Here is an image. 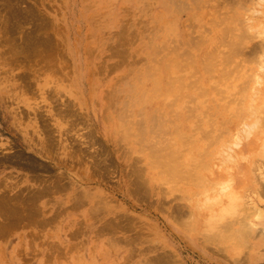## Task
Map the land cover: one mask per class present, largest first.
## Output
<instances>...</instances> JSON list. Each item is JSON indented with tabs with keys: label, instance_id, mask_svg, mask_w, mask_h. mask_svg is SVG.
Listing matches in <instances>:
<instances>
[{
	"label": "rangeland",
	"instance_id": "obj_1",
	"mask_svg": "<svg viewBox=\"0 0 264 264\" xmlns=\"http://www.w3.org/2000/svg\"><path fill=\"white\" fill-rule=\"evenodd\" d=\"M157 2L0 0V264H264V153L253 154L249 162L245 150L234 156L253 139L254 129L264 139V103L258 106L264 97V0H179V11L169 13L174 35L164 32V23L156 16ZM170 3L173 1L164 3L167 10ZM231 35L234 46L228 44ZM239 36L243 40L239 41ZM186 38L210 48L207 52L213 50L219 59H206L214 61L213 70L208 71L209 78H216V85L219 82L215 86L220 107L211 119L202 120L204 124L214 121L216 129L202 140L200 154L209 159L213 171L228 166L237 169V176L229 173L228 186L221 189L208 187L209 178L194 177L192 183L200 181L195 183L197 187L189 180L190 184L185 179L179 181L175 174L151 163L155 152L169 151V142L165 146L164 142L176 129V119L168 116L165 127L146 128L133 103L122 104L126 99L122 86L136 82L149 63L144 50L157 42L152 49L154 59L176 48L184 54ZM210 40L216 44L209 45ZM238 42L247 43L241 46ZM113 106L117 107L111 109ZM235 119L240 126L238 135L229 127ZM206 127L209 131L210 126ZM151 149L158 151L152 153ZM57 176L66 185L34 201L19 204L5 199L19 190L25 193L30 187L41 188ZM4 181L14 187L5 188ZM216 199L219 202L215 203ZM258 210L260 218L256 217Z\"/></svg>",
	"mask_w": 264,
	"mask_h": 264
},
{
	"label": "bare ground",
	"instance_id": "obj_2",
	"mask_svg": "<svg viewBox=\"0 0 264 264\" xmlns=\"http://www.w3.org/2000/svg\"><path fill=\"white\" fill-rule=\"evenodd\" d=\"M168 0H159V2H157L158 3V5H159V8L157 9V11H156V16H157V18L159 19V20H161V21H163V23H164V26H165V29H164V32H166L167 34H172V35H174L175 34V32H176V29L174 28V27H172V25H171V22H172V20H173V17L172 18H169L170 17V15H169V13L170 12H172V13H174L175 12V10H178L179 11V9H177V7H178V4H179V0H172L173 1V5L171 4V8L169 9V10H167V8H166V6L164 5V3H166ZM169 1H171V0H169ZM192 2V1H191ZM214 2V1H213ZM217 2V1H216ZM182 3V2H181ZM199 3V2H198ZM201 3V2H200ZM210 3V2H209ZM215 3V2H214ZM218 3V2H217ZM184 4H185V2H184ZM183 4V5H184ZM206 4H208V3H206ZM201 5V4H200ZM210 5V4H209ZM216 5H219V4H216ZM194 6H196V4L194 5ZM207 6V5H206ZM222 6V5H221ZM228 6V5H227ZM229 6H230V4H229ZM239 6H240V4H239ZM238 6V7H239ZM180 7V6H179ZM184 7H187V6H184ZM208 7H210V6H208ZM218 7V6H217ZM216 7V8H217ZM223 7V6H222ZM183 8V7H182ZM195 8H198L197 6L195 7ZM210 8H214V7H210ZM225 8V7H224ZM229 8V7H228ZM184 9V8H183ZM215 10V9H214ZM214 10H213V12H214ZM183 11V10H182ZM230 11V10H229ZM234 11V10H233ZM180 12H181V10H180ZM216 13H217V11H216ZM224 13V12H223ZM223 13H221V14H223ZM209 15H210V13H208ZM227 15V14H226ZM223 16V15H222ZM211 17V16H210ZM224 17V16H223ZM223 17H221L222 19H224ZM206 18H207V16H206ZM228 18V17H227ZM231 18V17H230ZM188 19H190V18H188ZM187 18L185 19V20H188ZM203 19H204V17H203ZM212 19V18H211ZM210 20V19H209ZM226 20V19H225ZM232 20H233V18H232ZM242 19H240V21H241ZM184 21V20H183ZM214 21H215V19H212L211 21H210V23H214ZM230 21V20H229ZM236 21H238V20H236ZM188 22H190V20H188ZM187 23V22H186ZM231 23H233L232 21H231ZM239 23V22H238ZM237 23V24H238ZM181 24H183V23H181ZM184 24H185V22H184ZM188 24V23H187ZM236 24V23H235ZM189 25V24H188ZM187 25V26H188ZM218 25V24H217ZM216 25V26H217ZM221 25V24H220ZM219 25V26H220ZM223 26H224V24H222ZM186 26V25H185ZM185 26L183 27V28H185ZM191 26V25H190ZM203 26V25H202ZM240 26V25H239ZM160 27H162V26H160ZM241 27V26H240ZM243 27H244V25H243ZM191 28H192V26H191ZM194 28V27H193ZM204 28L205 27H203V30H204ZM223 29H224V31H226L225 30V28L226 29H229V30H231L229 27L227 28V27H222ZM206 29H208V28H206ZM221 29V28H220ZM223 29H221L222 30V32L221 33H223ZM233 30H236V31H238L237 30V28H232ZM239 29H241V31L243 30V28L241 27V28H239ZM161 30V29H160ZM228 30V31H229ZM233 30H231V31H233ZM245 30V29H244ZM191 31V30H190ZM206 31V30H205ZM231 31H229L230 33H231ZM191 32H193V31H191ZM209 32V31H208ZM244 32V31H243ZM242 32V33H243ZM246 32H247V30H246ZM246 32H244V33H246ZM225 33H227V32H225ZM232 34V33H231ZM238 34V33H237ZM237 34H236V36H237ZM241 34V33H240ZM232 35H234V34H232ZM232 35H231V41H232ZM239 35V34H238ZM245 35H247L248 36V34H245ZM245 35H243V36H245ZM167 36V35H166ZM185 36H187L186 35V33H185ZM250 37L252 36V35H249ZM192 36H190L189 38H191ZM195 36H193V38H194ZM234 37V36H233ZM238 37V36H237ZM189 38H186V40H185V45H187L188 46V48L187 49H185L186 50V52L184 51V54L183 53H181V54H179V52H178V48H176V50H174V51H172V52H170V53H165V55H163V58L161 57V58H158V59H154L153 57H152V49H153V47L155 48V46L157 45V42H155V44L153 45V47L151 46V47H147L145 50H144V53L143 54H145L147 57H148V55L150 56V60H149V63L146 65L145 63V67L140 71V73L138 74L137 72H136V74H138L137 75V77H136V79L135 80H137L136 82H134V83H132V84H125V85H123L122 86V90L125 92V94H126V99L123 101V103L122 104H124L123 106H125L126 105V103L127 102H130V104L132 105V103H133V110H135V112H139L140 114H141V121L140 122H143V124L146 126V128H149V127H151V126H155V127H165L166 125H167V119H168V116L169 117H171V118H173V119H176V121H175V126L173 127V128H176L175 130L174 129H172L173 131H172V133H171V135L169 134L168 135V137H167V139H168V141L166 142V140H165V142H164V146H165V143H168L169 142V146H168V148H169V151H167V153L165 152V153H159V149L158 150H152L151 149V151H153L152 153H154V151H158L157 153L158 154H156V152L154 153V157H152L151 155V151H150V156L152 157L151 159H153V158H155L154 160L155 161H151V163H156V164H159L160 166H162V168L161 167H159V168H161L162 170L164 169V171H166V172H168V173H170V174H175L176 175V177L178 178V180L179 179H185L186 181H190L191 182V180L195 177V178H200V179H208L209 178V182H208V187H211V188H215V189H221L222 187H227L228 186V182L230 181V174H232L233 173V175H236L237 176V173H238V171H237V169L236 168H234V170H233V168L232 167H224V168H222L220 171H217V170H211V168H210V164H209V159L207 160V159H204V158H202L201 157V154H200V152L202 151V149H200L201 148V142H202V140H205V139H207V137L209 136V135H212L214 132H215V129H216V123L213 121V122H211L210 124L208 123V124H204V122L202 121L203 119H204V117L206 118V119H211V116L212 115H214L215 116V112H217L219 109V103H218V97H217V88H216V86H218V83L219 82H217V85L215 84V80H216V78H215V80L214 79H212V78H209V76L211 75H209V73H210V70L208 71V69L209 68H211L212 67V63H214V61H207L206 59H211V58H213V56L216 54V53H214V54H212L211 52H213V50L210 52H207L208 51V49H210V48H207V49H204V48H202V43H199L198 41H193V39L191 40V39H189ZM243 38V37H242ZM241 38V39H242ZM245 38V37H244ZM23 39H24V37H23ZM30 39V38H29ZM48 39V38H47ZM168 39V38H167ZM166 39V40H167ZM196 39V38H195ZM234 39H235V37H234ZM238 39H240V36H239V38ZM241 39L239 40V41H241ZM246 39V38H245ZM33 40H35V39H33ZM161 40L162 39H160L159 40V43L161 42ZM199 40H201V38L199 39ZM229 40V39H228ZM243 40V39H242ZM248 40V39H247ZM250 40V39H249ZM32 41V40H31ZM45 41H46V39H45ZM45 41H43L44 42V44H46L45 43ZM150 41H151V39H150ZM178 41H179V39H178ZM177 41V42H178ZM204 41V40H203ZM230 41V40H229ZM229 42L228 44H230V45H233V44H235V43H233V41L232 42ZM234 41H236V40H234ZM34 42V41H33ZM172 42V41H171ZM12 43H14V42H12ZM40 43V42H39ZM50 43H51V41H50ZM148 43V42H147ZM219 43H221V40H220V42ZM222 43H223V41H222ZM233 43V44H232ZM239 44H241V42H238ZM247 43V42H246ZM246 43H244V45L246 44ZM34 44H36V43H34ZM43 44V43H42ZM161 44H162V42H161ZM210 44H213V45H215L216 44V40H210L209 41V45ZM226 43H224L223 44V46L225 45ZM227 44V45H228ZM237 44V43H236ZM21 45V44H20ZM174 45V44H173ZM208 45V46H209ZM243 44H241V46H242ZM243 45V46H244ZM15 46V45H14ZM51 46V45H50ZM49 46V47H50ZM161 46H163V45H161ZM222 46V47H223ZM229 46V45H228ZM234 46V45H233ZM237 46V45H236ZM236 46L234 47V48H236ZM47 47V46H46ZM48 47V48H49ZM232 47V46H231ZM239 47H240V45H239ZM14 48V47H13ZM18 48V47H17ZM17 48H16V50H17ZM36 48V47H35ZM164 48H165V46H164ZM180 48V47H179ZM225 48H226V45H225ZM230 48V47H229ZM228 48V49H229ZM233 48V52H234V49ZM241 48V47H240ZM39 49H42V48H39ZM43 49H45V46H44V48ZM160 49V48H159ZM158 49V50H159ZM162 49H163V47H162ZM173 49H175L174 47H173ZM172 49V50H173ZM184 49V48H183ZM227 49V48H226ZM237 49V48H236ZM20 50H22V49H20ZM158 50H157V54L156 55H159L158 53ZM13 51V50H12ZM30 51V50H29ZM44 51V50H43ZM45 51H47V50H45ZM228 51H230V50H228ZM228 51H225L227 54H229L228 53ZM20 52V51H19ZM22 52V51H21ZM33 52V51H32ZM40 52V51H39ZM52 52V51H51ZM55 52V51H54ZM122 52V51H121ZM239 53V51H236V53ZM15 53V52H14ZM17 53H18V51H17ZM17 53H15L16 55H17ZM22 53H24V52H22ZM26 53V52H25ZM35 53V52H34ZM38 53V52H37ZM46 53V52H45ZM61 53V52H60ZM155 53V52H154ZM221 53H222V49H221ZM230 53H232V52H230ZM41 54V53H40ZM47 54V53H46ZM57 54H59V52L57 53ZM122 54V53H121ZM148 54V55H147ZM235 54V53H234ZM233 53H232V55L231 56H233L234 55ZM13 55V54H12ZM26 56L28 55V54H25ZM223 55V54H222ZM225 55V54H224ZM8 57H9V55H7ZM216 56V55H215ZM214 56V57H215ZM228 56V55H227ZM236 56H237V54H236ZM240 56V55H239ZM169 57H172V58H170L169 59V62L167 61H164V60H166V59H168ZM7 58V57H6ZM52 58V57H51ZM216 58V57H215ZM225 58V57H224ZM223 58V59H224ZM227 58V57H226ZM229 58H230V56H229ZM238 58V57H237ZM246 57H244L242 60H244ZM8 59V58H7ZM54 59H55V56H54ZM221 59V58H220ZM241 59V58H240ZM51 60H53V59H51ZM157 60H159V61H157ZM214 60V59H213ZM216 60H217V58H216ZM219 60V59H218ZM217 60V61H218ZM222 60V59H221ZM228 61L227 62H229V60H231V59H227ZM250 60H252V59H250ZM249 60V61H250ZM254 60V59H253ZM55 61V60H54ZM233 61V60H232ZM239 61V60H238ZM246 62H247V60H245ZM39 62V61H38ZM42 62V61H41ZM46 62V61H45ZM45 62H43V63H45ZM143 62H145V61H143ZM224 62V61H223ZM231 62V61H230ZM244 62V61H243ZM251 62V61H250ZM249 62V63H250ZM216 63L217 62H215V65H216ZM222 63V62H221ZM221 63H219V64H221ZM234 64H236L235 62H233ZM41 64V63H40ZM45 64H47V63H45ZM45 64H44V66H45ZM225 64H229V63H226V61H225ZM231 64V63H230ZM237 64H239L240 65V63H237ZM142 65V64H141ZM140 65V66H141ZM214 65V64H213ZM239 65H237V67L239 66ZM42 66V65H41ZM47 66H50V65H46V68H47ZM224 66V64L222 65V67ZM242 66V65H241ZM216 67H217V65H216ZM232 67H236V65L235 66H232ZM260 67V66H259ZM139 68V67H138ZM213 68V67H212ZM211 68V70H213ZM224 68V67H223ZM230 68V67H229ZM240 69H241V67H239ZM246 68H248L247 66H246ZM39 69V71H40V69L41 68H38ZM218 69V68H217ZM225 69V68H224ZM223 69V70H224ZM235 69V68H234ZM237 69V68H236ZM128 70V69H127ZM219 71L221 70V72H223L222 71V69H218ZM229 70V69H228ZM227 70V71H228ZM232 70H233V68H232ZM129 71V70H128ZM137 71V70H136ZM218 71V72H219ZM236 71V70H235ZM238 71H240V70H238ZM238 71H237V73H238ZM246 71V70H245ZM126 72V71H125ZM212 72V71H211ZM221 72H220V75H221ZM229 73H230V70L228 71ZM227 72V73H228ZM259 72V71H258ZM131 73V72H130ZM129 73V74H130ZM182 73H183V75H182ZM213 73V72H212ZM223 73H226V71L225 72H223ZM222 73V74H223ZM226 73V74H227ZM231 73H232V71H231ZM236 73V72H235ZM127 74V73H126ZM132 74V73H131ZM246 74V73H245ZM228 75V74H227ZM231 75V74H230ZM229 75V76H230ZM228 76V77H229ZM241 76H242V74H241ZM252 76V75H251ZM221 77V76H220ZM223 77H224V75L222 76V79H223ZM227 77V76H226ZM239 77V76H238ZM126 78V77H125ZM132 78H133V76H132ZM225 78V77H224ZM122 79H123V77H122ZM220 78H218V81H220L219 80ZM227 79H229V78H227ZM234 80V79H233ZM235 81V80H234ZM245 81H249V78L248 79H246ZM245 81H243V82H245ZM250 81H252V77H250ZM128 82V81H127ZM231 82V81H230ZM242 82V83H243ZM124 83V82H123ZM122 83V84H123ZM129 83V82H128ZM242 83H241V85H242ZM239 84H240V82H239ZM243 84H245V83H243ZM216 85V86H215ZM222 85L224 86V84L222 83ZM237 86V85H236ZM239 86V85H238ZM247 86V85H246ZM243 87V86H242ZM242 87H240V88H242ZM231 88V87H230ZM236 88V87H235ZM113 89V88H112ZM245 89V88H244ZM236 90V89H235ZM237 90H238V88H237ZM237 90H236V92H237ZM243 90V89H242ZM242 90H238V92H240V93H242L243 91ZM251 90V89H250ZM242 91V92H241ZM224 93V92H223ZM230 93V92H229ZM231 94V93H230ZM237 94H239V93H237ZM220 95V94H219ZM229 95V94H228ZM232 95V94H231ZM106 96H109L108 95V92H107V95ZM106 96L105 97H103V98H106ZM221 96H223V95H220V97ZM226 96V95H225ZM224 96V97H225ZM241 96V95H240ZM255 96V95H254ZM253 96V97H254ZM223 97V98H224ZM244 97H246L245 95H244ZM222 98V97H221ZM232 98V97H231ZM108 99V98H107ZM228 100H229V98H227ZM242 99H243V97L240 99V102L242 101ZM110 100H111V102L113 101L111 98H110ZM220 100V99H219ZM238 100V99H237ZM115 102L117 101V100H114ZM227 101V100H226ZM251 101V100H250ZM119 102V101H118ZM233 102H234V100H233ZM239 102V101H238ZM114 103V102H113ZM227 102H225V104H226ZM229 103V102H228ZM231 103V102H230ZM236 103V102H235ZM252 103V102H251ZM263 103H264V97H262L261 99H260V101H259V103H258V106L259 105H263ZM106 104V103H105ZM115 104V103H114ZM108 105V104H107ZM112 105V104H111ZM130 105V106H131ZM237 105H238V103H236V107H237ZM122 106V105H121ZM228 106V105H227ZM226 106V107H227ZM239 106H241V105H239ZM103 107H104V105H103ZM117 106H113V107H111V109L113 108H116ZM250 107H253V106H251L250 105ZM106 108V107H105ZM120 108V107H119ZM238 108H240V107H238ZM256 108V107H255ZM254 108V109H255ZM125 109V108H124ZM235 109V108H234ZM258 109V108H257ZM239 110H241V109H239ZM243 110V109H242ZM103 111H104V108H103ZM113 111V110H112ZM237 111V110H236ZM251 111V110H250ZM250 111H248V112H250ZM256 111V110H255ZM259 111L260 110H258V113H259ZM116 112V111H115ZM124 112H125V110H124ZM239 112V111H238ZM257 112V111H256ZM261 112V111H260ZM103 113V112H102ZM101 113V114H102ZM108 113V112H107ZM235 113H237V112H235ZM239 113H241V112H239ZM120 114H122L121 112H120ZM128 114H129V112H128ZM169 114V115H168ZM248 114V113H247ZM107 116H109V115H107ZM122 116H124L123 114L121 115V117ZM128 116V115H127ZM130 116V115H129ZM233 116V115H232ZM256 116H257V114H256ZM119 117V116H118ZM126 117V114H125V116L124 117H122V118H125ZM244 117V116H243ZM263 118V117H262ZM103 119H104V117H103ZM106 119V118H105ZM107 119H109V117H107ZM106 119V120H107ZM116 119H118V118H116ZM261 119V118H260ZM105 120V121H106ZM127 120V119H126ZM119 121H120V119H119ZM122 121V120H121ZM208 121V120H207ZM262 121H264V120H262ZM129 122V121H128ZM131 122V121H130ZM172 122V121H171ZM121 123H123V122H121ZM120 123V124H121ZM260 123V122H259ZM118 124V123H117ZM119 124V125H120ZM125 124V123H124ZM129 124H131V123H129ZM264 124V123H263ZM263 124L261 123V125H262V127H263ZM144 125H141V127L142 126H144ZM173 125H174V120H173ZM172 125V126H173ZM210 126L209 128H210V130L208 131L207 130V127L206 126ZM229 127L231 128V130H230V132H234V134H239V129H240V126H239V121L237 120V119H235V120H232L230 123H229ZM254 125H255V122H254ZM122 126V125H121ZM260 126V125H259ZM128 127H130V126H126L125 128L127 129ZM121 128V127H120ZM152 128V127H151ZM150 128V129H151ZM154 128V127H153ZM256 128H257V126H256ZM158 129V128H157ZM161 129V128H160ZM159 129V130H160ZM226 129V128H225ZM136 130V129H135ZM152 130V129H151ZM156 130V129H155ZM120 131H122V130H120ZM119 131V132H120ZM129 131V130H128ZM165 131V130H164ZM164 131H163V133H164ZM196 131V132H195ZM225 131V130H224ZM245 131V130H244ZM126 132H127V130H126ZM137 132V131H136ZM153 132V131H152ZM151 131H150V133H152ZM157 132H159L158 130H157ZM161 132H162V130H161ZM226 132H227V130H226ZM125 133V132H124ZM123 133V134H124ZM149 133V132H148ZM156 132H154V134H155ZM160 133V132H159ZM162 133V134H163ZM218 133H221V132H218ZM260 132H259V130H257V129H254V132L252 133L253 134V136H252V140L251 141H248V142H245V144L243 145V149H242V146H240L239 147V149L237 150V151H235L234 152V156L236 157V156H238V154L242 151V150H245L247 153H248V156H246V157H248V158H245L246 159V161L247 162H249L250 161V156H252L253 154H257L258 156L259 155H261V154H263L264 153V139H263V137L259 134ZM50 134H51V131H50ZM120 134H121V132H120ZM119 134V135H120ZM126 134H129V133H126ZM132 134V133H131ZM140 134V132L138 133V135ZM144 134V133H143ZM153 134V135H154ZM167 134H168V131H167ZM199 134H201L202 135V137H201V135L199 136ZM137 135V136H138ZM158 135V134H157ZM216 136H213V137H215L214 139H216V137H217V134H215ZM221 135V134H220ZM219 135V136H220ZM123 135H121V137H122ZM132 136V135H131ZM135 136V135H134ZM136 136V137H137ZM141 136V135H140ZM143 136V135H142ZM235 136V135H234ZM154 137V136H153ZM161 137H163V136H161ZM161 137H160V139H161ZM172 137H173V139H172ZM123 138H125V137H123ZM138 139V138H137ZM140 139L141 138H139V142H140ZM157 139V138H156ZM155 138H154V141L156 140ZM159 139V140H160ZM219 139H220V137H219ZM46 140V139H45ZM120 140V137H119V139H118V141ZM142 140V139H141ZM164 140V139H163ZM162 140V141H163ZM216 140H218V138L216 139ZM136 141V140H135ZM134 141V142H135ZM151 141V140H150ZM133 142V141H132ZM133 142V143H134ZM156 142V141H155ZM209 142V141H208ZM232 142L234 143V145H236V144H238V142H236V141H234V140H232ZM148 143V142H147ZM152 143V142H151ZM160 143H162L161 141H160ZM210 143V142H209ZM137 144H139V143H137ZM155 144V143H154ZM157 144V143H156ZM153 145V144H152ZM152 145H150V146H152ZM161 145V144H160ZM160 145H159V147H160ZM166 145H168V144H166ZM141 146V145H140ZM147 146H149V145H147ZM149 146V147H150ZM206 146V145H205ZM210 146V145H209ZM148 147V149H150ZM196 147H198V148H196ZM208 147V146H207ZM50 149L51 148H53V146L51 147H49ZM142 148V147H141ZM162 148H163V146H162ZM161 147H160V149H162ZM167 148V149H168ZM46 149H47V151H49V149L46 147ZM145 149H147V148H145ZM80 150V149H79ZM84 150V149H83ZM83 150H82V152H83ZM86 150V149H85ZM140 150V149H139ZM194 150H195V153H194ZM205 148H204V153H205ZM81 151V150H80ZM141 151V150H140ZM139 151V152H140ZM162 151V150H161ZM164 151V150H163ZM76 152V151H75ZM207 152V151H206ZM81 153V152H80ZM148 155H149V150H148V153H147ZM75 155V154H74ZM77 155H79L78 153H77ZM85 155V154H84ZM86 155H88L87 153H86ZM85 155V156H86ZM147 155V156H148ZM211 155V153L209 152L208 154H207V156H210ZM224 155H226V154H224ZM228 155V154H227ZM81 157V156H80ZM83 157L84 156H82L81 157V159H83ZM174 157V158H173ZM199 158H201L200 160H199ZM206 158V157H205ZM148 159H149V157H148ZM175 160V161H174ZM81 161V160H80ZM79 161V162H80ZM148 162H150V160L148 161ZM82 163V162H81ZM80 164V163H79ZM150 166V165H149ZM154 166V165H153ZM152 166V168H154ZM157 166V165H156ZM28 167V166H27ZM151 168V169H152ZM132 169V168H131ZM254 169V168H253ZM138 170V169H137ZM160 170V169H159ZM158 170V172H162L161 170L159 171ZM139 172H141L140 170H138ZM158 172H157V174H158ZM134 173V172H133ZM136 173V172H135ZM230 173V174H229ZM130 174H131V172H130ZM140 174V173H139ZM138 174V175H139ZM162 174H163V172H162ZM167 174V173H166ZM132 176H133V174H131ZM161 175V174H160ZM169 175V174H168ZM168 175H166V176H168ZM229 175V176H228ZM165 176V177H166ZM136 177H138L139 178V176H137V174H136ZM142 177V176H141ZM169 177H171L172 178V175L171 176H169ZM168 177V178H169ZM228 177V178H227ZM167 178V179H168ZM176 178V179H177ZM194 178V179H195ZM197 178V179H198ZM55 179V178H54ZM140 179V178H139ZM142 179V178H141ZM141 179H140V181H141ZM170 179V178H169ZM196 179V182L198 181ZM62 178H60V176H57V179L56 180H52V181H48V183H44L43 185H42V187L41 188H35V187H30V188H27L26 189V192L25 193H23V190H19V191H17V192H15V193H12V194H9V195H6L7 197L5 198L6 200H10V201H14L15 203H27L28 201H34V200H36V199H38L41 195H43V194H45V193H47L48 194V192H50L51 190H53V189H56V188H60L61 189V187H63V185H66V184H64L62 181ZM143 181H144V183L146 182L144 179H142ZM175 180V179H174ZM173 179H171V181H174ZM134 181V180H133ZM138 181V180H137ZM139 181V182H140ZM162 181V180H161ZM167 181V180H166ZM165 181V182H166ZM180 181V180H179ZM188 181V182H189ZM193 181H195V180H193ZM256 181V180H255ZM61 182V183H60ZM135 182H136V180H135ZM138 182V183H139ZM168 182V181H167ZM169 182H170V180H169ZM175 182V181H174ZM190 182L188 183V184H190ZM195 182V183H196ZM198 182H200V181H198ZM131 183H132V181H131ZM134 183V182H133ZM132 183V184H133ZM172 183V182H171ZM170 183V184H171ZM192 183V182H191ZM195 183H192V185L194 184L195 185ZM205 183V182H204ZM199 184V183H198ZM202 184V183H201ZM0 185H1V181H0ZM4 185H5V188H9V189H11V188H13L14 187V183H12V182H5L4 181ZM3 185V186H4ZM135 185V184H134ZM137 185V184H136ZM141 185V184H140ZM146 185V184H145ZM172 185H174V183H172ZM197 185V184H196ZM195 185V186H196ZM202 185H200V187H201ZM137 187V186H136ZM135 186H134V188H136ZM141 186H139L138 188H140ZM197 187V186H196ZM131 188V187H130ZM146 189H147V187H146ZM145 189V190H146ZM172 189H173V186H172ZM135 190V189H134ZM175 190H177V188H175ZM203 190V189H202ZM232 190H233V187H232ZM57 191V190H56ZM145 192V191H144ZM201 192H203V191H201ZM148 193V192H147ZM161 193V192H160ZM196 195V194H195ZM176 196V195H175ZM174 196V197H175ZM204 196V195H203ZM203 196H202V198H203ZM173 197V198H174ZM177 197V196H176ZM175 197V198H176ZM181 198V197H180ZM185 198H187V197H185ZM4 199V198H3ZM188 200H189V198H187ZM219 199V198H218ZM0 200H1V198H0ZM179 199L177 198V204H178V202H180V200L178 201ZM204 200V199H203ZM5 201V200H4ZM3 201V202H4ZM186 201V200H185ZM216 202H219V201H217V199H216V201H215V203ZM12 203V202H11ZM31 203V202H30ZM203 203V201L201 202V204ZM5 204H7V203H5ZM173 204H176V202L175 203H173ZM176 204V205H177ZM180 204V203H179ZM8 205V204H7ZM184 205V204H183ZM2 205H0V207H1ZM5 206V205H4ZM9 206H11V205H9ZM24 206V205H23ZM179 206V205H178ZM7 207V206H6ZM17 207H19V205L17 206ZM32 207V206H31ZM177 207V206H176ZM245 207V206H244ZM3 208V206L1 207V209L0 210H3L2 209ZM22 208V207H21ZM25 208H27V207H25ZM180 208V207H179ZM184 208H186V206L184 207ZM246 208H248V207H246ZM8 209V208H7ZM16 209V208H15ZM29 209V208H28ZM33 209H34V206H33ZM19 210H20V207H19ZM176 210H178V209H176ZM183 210V209H182ZM8 211V210H7ZM16 211V210H15ZM22 211V210H21ZM27 211V210H26ZM170 211L172 212L173 210H171L170 209ZM178 211H180V210H178ZM255 211V210H254ZM11 212V211H10ZM14 212V211H13ZM18 212V211H17ZM16 212V213H17ZM34 212V211H33ZM36 212H37V210H36ZM175 212V210L173 211V213ZM252 212V211H251ZM3 213V212H2ZM7 213V212H6ZM22 213V212H21ZM28 213H29V211H28ZM32 213V212H31ZM180 213H181V211H180ZM185 213V212H184ZM243 213H245V212H243ZM14 213H12V215H13ZM176 212H175V214H174V216L176 217ZM179 214V213H178ZM191 214V213H190ZM248 214V213H247ZM5 215V214H4ZM183 215V214H182ZM185 215H187L186 213H185ZM184 215V216H185ZM1 216H2V214H1ZM6 216H8V215H6ZM260 216H261V211L260 210H258L257 211V214H256V217L257 218H260ZM188 217V216H187ZM8 218H9V216H8ZM15 218V217H14ZM172 218H174L173 217V214H172ZM179 218H181L180 216H179ZM179 218H177V219H179ZM226 218V217H225ZM241 218V217H240ZM11 218H9V220H10ZM13 219V218H12ZM17 219V218H16ZM188 219H190V218H188ZM243 219V218H242ZM20 220V219H19ZM45 220H46V218H45ZM48 220V219H47ZM180 220V219H179ZM227 220V219H226ZM240 220V219H239ZM37 221V220H36ZM232 221H234V220H232L231 219V222ZM4 222V221H3ZM2 222V223H3ZM7 222V221H6ZM5 222V223H6ZM32 222V221H31ZM180 222V221H179ZM225 222V220L223 221V223ZM227 222V221H226ZM235 222V221H234ZM233 222V223H234ZM240 223H241V221H239ZM10 223V222H9ZM15 223V222H14ZM16 223H17V221H16ZM21 223V222H20ZM33 223V222H32ZM4 224V223H3ZM23 224V223H22ZM108 224V223H107ZM181 224V223H180ZM225 224V223H224ZM227 224H229L228 222H227ZM248 224V223H247ZM7 225H9V224H7ZM15 225H17V224H15ZM19 225V224H18ZM182 225V224H181ZM241 225H243V221H242V224ZM1 226V225H0ZM4 226V225H3ZM10 226V225H9ZM12 226V225H11ZM108 226V225H107ZM111 226V225H110ZM187 226V225H186ZM220 226H222L221 224H220ZM225 226H227L228 227V225H226L225 224ZM245 226V225H244ZM244 226H242V228L244 227ZM246 226H248V225H246ZM245 226V227H246ZM229 227H231L230 225H229ZM6 228V227H5ZM10 228V227H9ZM8 228V229H9ZM225 228V227H224ZM223 228V229H224ZM3 229V228H2ZM222 229V230H223ZM241 229V228H240ZM246 229H249L248 227L246 228ZM7 230V229H6ZM234 230V229H233ZM232 230V231H233ZM239 230V229H238ZM245 230V229H244ZM225 231V230H224ZM242 231V230H241ZM240 231V232H241ZM249 231V230H248ZM229 232V231H228ZM235 232V231H234ZM239 232V233H240ZM242 232H244V231H242ZM247 232V231H246ZM225 233V232H224ZM245 233V232H244ZM243 233V234H244ZM257 233H259V232H257ZM213 234H215V233H213ZM213 234H211V235H213ZM225 234H227V232L225 233ZM232 234H233V232L231 233L230 232V235L232 236ZM246 234V233H245ZM217 235L218 234H216L215 236V238H217ZM229 235V234H228ZM229 235V236H230ZM246 235H248L249 236V232H248V234H246ZM219 236V235H218ZM221 236V235H220ZM228 236V237H229ZM235 236H237V235H235ZM212 237V236H211ZM214 237V236H213ZM227 237V238H228ZM241 237H242V235H241ZM208 238V237H207ZM210 238V237H209ZM232 238H234V236L232 237ZM231 238V239H232ZM230 239V238H229ZM209 240V239H208ZM211 240H213L212 238H211ZM234 240V239H233ZM210 241V240H209ZM214 241V240H213ZM217 241V240H216ZM234 241H236V240H234ZM114 242V241H113ZM242 242V241H241ZM115 243V242H114ZM214 243V242H213ZM240 243V242H239ZM215 244V243H214ZM236 245H237V242H236ZM240 245H242V244H240ZM239 245V246H240ZM110 246V245H109ZM246 246V245H245ZM244 246V247H245ZM74 257V256H73ZM157 263V262H156ZM155 263V264H156ZM148 264H150V263H148ZM160 264V263H159Z\"/></svg>",
	"mask_w": 264,
	"mask_h": 264
}]
</instances>
